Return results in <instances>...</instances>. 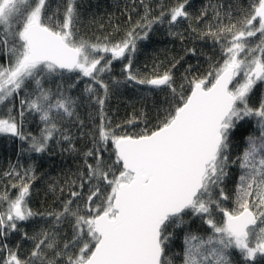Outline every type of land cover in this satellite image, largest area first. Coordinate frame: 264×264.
<instances>
[{"label": "snow or ice", "instance_id": "1", "mask_svg": "<svg viewBox=\"0 0 264 264\" xmlns=\"http://www.w3.org/2000/svg\"><path fill=\"white\" fill-rule=\"evenodd\" d=\"M76 3L66 0L52 9L49 0H0V56L5 60L0 63V104L18 95L27 82L35 84V91L21 99L19 119L11 109L0 117V133L29 140L30 150L44 152L60 132L58 121L76 115V100L60 85L55 93L43 87V77L65 71L92 81L84 91L98 106L100 119L91 133L93 147L83 154L87 172L80 173V190L72 188V181L60 210L39 214L28 206L35 179L31 168L5 173L17 183L11 184L15 196L7 190L0 193V206L6 205L0 211V238L23 232L18 222L36 215L51 217L52 227L32 237L23 232L34 242L27 257L19 255V245L16 250L0 245V264H171L165 255L170 229L185 225L186 216L198 217L210 231L206 237L185 234L183 264H232L233 251L244 264H257L258 257L264 258V93L258 106L250 100L256 86L264 85V0H249L247 7L238 4L235 9L213 7L215 27L209 23L202 36L220 45L221 60L203 75L184 76L187 87L182 83L179 89L171 68L154 70L150 77L133 74L131 57L152 24L166 15L170 25L189 19L188 0L151 18L145 5L143 23L138 21L124 38L98 37L95 42L78 37ZM234 10L240 13L238 19ZM206 15L207 9L197 20ZM138 28L146 29L143 35ZM188 52L195 54L194 49ZM124 59L125 83L167 88L170 97L156 124L136 133L118 132L122 126L112 128L105 113L110 89L102 74L111 70L113 61ZM25 108L39 114L41 136L23 132ZM246 118H256L259 135H249L237 157L241 171L230 197L224 182L229 164L237 161L229 160V137ZM61 135L71 142L70 136ZM81 199L83 205L77 202ZM230 199L232 207L227 206ZM65 222L72 236L61 242L58 229Z\"/></svg>", "mask_w": 264, "mask_h": 264}, {"label": "trees", "instance_id": "2", "mask_svg": "<svg viewBox=\"0 0 264 264\" xmlns=\"http://www.w3.org/2000/svg\"><path fill=\"white\" fill-rule=\"evenodd\" d=\"M66 0H49L52 9L58 5L61 7ZM183 0H77L76 6L80 15V22L77 25L78 37L82 36L92 42L99 37L103 40L108 37L111 41H118L124 38L125 34L136 25L138 21L143 23L141 17L145 14V5L151 9L150 18L160 16L161 11L182 3ZM249 0H188L186 11L190 14L189 19H180L176 24H169V17L166 15L162 22L152 24L147 30L146 39L137 40L136 51L132 54V66L130 71L141 77L151 76L154 70L163 72L171 68L174 76L175 86L183 83L187 87L184 76L203 75L211 64L221 60L220 45L215 43L210 37L202 36L209 23L213 24V7L223 5L224 10L229 5H242L247 7ZM207 9V15L199 21L201 12ZM234 18L238 19L240 13L233 11ZM225 23L228 21L225 19ZM192 29H196L193 31ZM146 29H137L140 35ZM175 33V35L170 34ZM194 49L195 54L188 52ZM101 55H104L101 53ZM110 56V54H108ZM179 61L175 68L173 63ZM0 63L5 60L0 56ZM103 64V61H102ZM127 60L113 61L110 71L102 74V79L109 85L110 95L106 101L105 113L111 122V127L116 128L121 125L118 132L136 133L145 127H152L157 122V116L161 114V109L167 107L166 99L170 98L167 88L153 89L147 85L136 84L135 82L125 83L127 73L123 70ZM189 66H191L189 68ZM189 69V71H185ZM75 72H63L59 76L43 77V87L51 89L53 93L57 91V85L61 90L76 100V115L58 121L60 132L54 134V138L48 141L46 150L37 153L30 150V141H22L19 137L11 134L0 133V193L7 190L15 196L16 189L11 188V184L17 183L14 176H6L15 169L23 173L31 168L35 179L31 182V196L28 199V206L35 213L44 214L58 211L62 207V202L69 199L70 185L75 190L81 182L80 173L87 172L84 166V153L93 147L92 135L95 126L100 123L99 116L96 115L98 106L90 102V96L85 93L86 84L92 83L89 78H79ZM119 82V83H117ZM75 84V87L70 85ZM97 87L96 85H93ZM35 91V84L27 82L26 88L21 89L3 104H0V117H7L9 109L11 114L19 119L21 111V99L26 93ZM102 94V90L98 89ZM264 93V85L258 84L254 89L250 103L258 106L261 94ZM23 132L31 136H41L43 122L37 113L24 109ZM133 124L127 121L133 120ZM80 121H83L81 125ZM61 133L71 137V142L62 138ZM249 135L257 136L259 131L256 125V118H246L241 121L229 137V160L237 161L230 163L227 169L229 175L225 179L224 187L231 197L240 175L239 157L246 147V138ZM109 151L103 152L105 160L108 159ZM89 163H95L92 157L88 158ZM86 195L87 185L82 190ZM83 205L84 200L77 201ZM228 207H232L231 199L227 202ZM6 205L0 206V211L5 210ZM220 219V217H219ZM187 223L180 228L170 229L173 235L165 248V255L171 260V264H183L184 237L188 232L200 236H207L209 229L198 217L186 216ZM52 226V218L46 215H36L27 221L18 222V228L28 234V237L39 233L41 230ZM60 227L67 230L66 236L71 238L72 229L69 223L65 222ZM21 231L10 232L6 237L0 238V245L7 244L9 248L16 250L19 245V255L27 257L33 248V240L25 238ZM232 264H244L238 252H232ZM257 264H264V258L257 259Z\"/></svg>", "mask_w": 264, "mask_h": 264}, {"label": "rangeland", "instance_id": "3", "mask_svg": "<svg viewBox=\"0 0 264 264\" xmlns=\"http://www.w3.org/2000/svg\"><path fill=\"white\" fill-rule=\"evenodd\" d=\"M217 220H219V216H217ZM47 226L48 227L46 229H50L52 227V226H49V225H47ZM58 232H59V239H60L61 242H63L66 239H70L68 236H66L67 230L65 228L60 227L58 229Z\"/></svg>", "mask_w": 264, "mask_h": 264}]
</instances>
